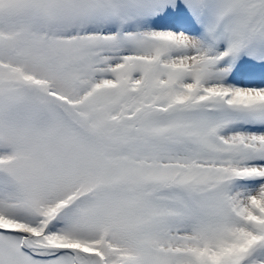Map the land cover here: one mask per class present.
<instances>
[{
	"label": "snow or ice",
	"instance_id": "1",
	"mask_svg": "<svg viewBox=\"0 0 264 264\" xmlns=\"http://www.w3.org/2000/svg\"><path fill=\"white\" fill-rule=\"evenodd\" d=\"M0 264H264V0H0Z\"/></svg>",
	"mask_w": 264,
	"mask_h": 264
}]
</instances>
